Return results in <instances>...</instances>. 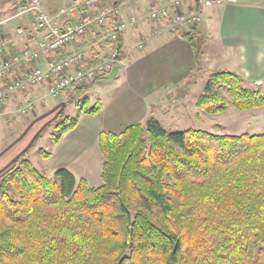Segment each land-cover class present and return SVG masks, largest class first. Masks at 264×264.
Returning <instances> with one entry per match:
<instances>
[{
    "label": "trees",
    "instance_id": "1",
    "mask_svg": "<svg viewBox=\"0 0 264 264\" xmlns=\"http://www.w3.org/2000/svg\"><path fill=\"white\" fill-rule=\"evenodd\" d=\"M196 26L182 35L198 58ZM106 27L85 39L94 46ZM248 83L215 71L197 104L210 115L264 108V85ZM100 109L97 101L83 113ZM78 122L63 117L53 140ZM100 148L98 186L67 167L48 174L26 154L0 173V264H264V133L168 131L151 116L102 133Z\"/></svg>",
    "mask_w": 264,
    "mask_h": 264
},
{
    "label": "crops",
    "instance_id": "2",
    "mask_svg": "<svg viewBox=\"0 0 264 264\" xmlns=\"http://www.w3.org/2000/svg\"><path fill=\"white\" fill-rule=\"evenodd\" d=\"M59 1L45 0L42 6L49 13H58L61 4ZM127 1L129 2L127 16L124 13L126 7L123 5V17L126 19L133 15L147 14L154 0ZM157 1L166 4L171 0ZM192 1L195 4L194 0ZM197 8L202 15L201 22L196 26L199 39L206 43L208 36L213 37L212 41L215 40L218 44L216 52H221V55L228 53L226 60L233 64L231 72L244 76L252 84H264V0L220 3L209 7H203L199 3ZM10 18H13L10 23H0L3 24L0 29L1 35L6 33L10 39L8 49L16 51L25 46H36L43 37L41 31L27 35H9L13 25H18L14 28L15 32L22 25H32L34 16L32 23H21L26 20V16L9 17L4 22ZM62 21H57L56 24L62 26L64 24ZM155 24L145 18L135 25H129L123 35L125 58L118 63L117 70L112 75L119 72L122 64L124 68H121L120 72L124 76V85L117 89L110 102H100L101 109L96 114L86 115L82 110L77 116L78 124L64 133L58 142L53 140L50 154L45 155L47 162L40 169L53 174L57 168L67 167L78 179L84 177L90 181L91 173L97 172L98 175L103 168L104 157L100 148L102 133L120 132L130 124L137 122L143 124L151 116L158 119V112L163 113L161 105L163 94L171 92V86L181 82L189 75V71L194 69L197 53L195 46L182 35V32L163 30L153 34ZM71 48H84L88 55L92 57L97 55L93 42L86 40L85 37L79 38ZM136 53L142 55L136 58ZM40 87L47 91L46 87ZM40 87H33L31 91H25L0 104V115L3 119L11 117L13 108L9 101H15L25 93L36 101L45 96L36 92ZM61 96L66 98L64 99L66 103L74 96V91H64L59 97ZM41 132L42 130H39L33 136L35 141L40 138ZM35 141L30 145L33 146ZM26 152L29 158V150H25L14 154L11 160H17Z\"/></svg>",
    "mask_w": 264,
    "mask_h": 264
},
{
    "label": "built area",
    "instance_id": "3",
    "mask_svg": "<svg viewBox=\"0 0 264 264\" xmlns=\"http://www.w3.org/2000/svg\"><path fill=\"white\" fill-rule=\"evenodd\" d=\"M246 1L199 0V3L212 6ZM123 5V2L109 0H71L69 5L52 14L43 8L42 0H18L12 17L32 13L34 22L30 26L18 27L17 34L41 31L43 37L36 46H25L16 51L8 49V36L0 39V104L40 86L46 87L49 96L58 98L64 91L84 86L97 76L109 72L114 64L120 62L121 35L129 25H135L145 18L156 23L153 34L163 30L183 33L202 20L196 6H186L181 0H171L166 4L153 2L145 16L133 15L127 19L123 17ZM109 16L117 19L109 23ZM58 17L63 20L62 26L56 24ZM99 24H107V27L94 45L96 57L88 55L84 48L70 49L79 38L85 36L88 29ZM34 107V102L28 99L19 103L18 110L28 113Z\"/></svg>",
    "mask_w": 264,
    "mask_h": 264
},
{
    "label": "rangeland",
    "instance_id": "4",
    "mask_svg": "<svg viewBox=\"0 0 264 264\" xmlns=\"http://www.w3.org/2000/svg\"><path fill=\"white\" fill-rule=\"evenodd\" d=\"M44 1L45 0H42V5ZM113 1L114 0H109V2ZM122 1L126 7L124 12L125 16H127L129 15V2L127 0ZM181 1H183L186 6H195L192 0ZM17 2L18 0H0V23H10V20L13 18L5 22L4 20L14 16ZM59 2L61 3L59 5L61 8V6L69 5L71 0H60ZM153 2L160 3L154 0L151 4ZM56 13L57 12H54V14ZM145 15H141L140 17ZM22 16H26V20L21 23L33 22L34 15L32 13ZM56 21L61 22L62 19L58 17ZM2 25L3 24H0V29ZM17 26L13 25V30L9 35H17V32L14 31V28ZM7 35L6 33L3 35L0 33V39ZM212 38L213 37L208 36V38H206V43L201 39L198 43L195 41V45H197L199 51L195 67L193 70L189 71V75H187L185 79L171 86V92L169 91L163 94L161 105L164 110L163 113L158 112L157 117L159 121L168 131L195 128L218 133H264V108L238 110L231 107L222 113L210 115L204 112L197 104L199 96L205 92L206 83L211 74L219 70L231 71L233 66V64L231 65V63L226 60L228 58V53L225 52L221 55V52H216L218 44H216L215 40L213 42ZM206 47H208V52L205 49ZM141 53L143 54V52ZM141 53H136V58L142 55ZM121 68H124L122 64L116 75L109 77L106 76V74L101 76L96 81H93L88 89L77 95L74 94L66 103L64 102V99L66 100L64 96L52 98L43 87L37 88V91L33 90L39 94H45V96H42L38 101L32 97H28V93H25L22 97L19 96L15 101H9L13 108L12 114H10L11 117L4 120L3 116L0 115V173L4 171L3 169L6 166H11L16 163V160H11L14 154L25 152V150H29V158L36 167L41 168L45 166L47 161L43 151L49 152L51 150L53 136L54 134H58V122L63 117H77L84 108L96 105L97 101L110 102L114 93L117 92V89L119 90L124 85V76H122L123 74L120 72V70H122ZM249 85L262 86L264 84L250 83ZM28 98L34 102V110L28 113H20L18 110L19 103L28 100ZM145 123L146 122L143 124ZM39 130H42L40 138L35 141L36 139H33V136H35ZM32 141H35L33 146L30 145ZM25 154H27V152ZM101 173L102 170L98 175L97 172H92L89 183L93 186L100 185L102 183Z\"/></svg>",
    "mask_w": 264,
    "mask_h": 264
},
{
    "label": "water",
    "instance_id": "5",
    "mask_svg": "<svg viewBox=\"0 0 264 264\" xmlns=\"http://www.w3.org/2000/svg\"><path fill=\"white\" fill-rule=\"evenodd\" d=\"M118 64H114L107 76H112L117 70Z\"/></svg>",
    "mask_w": 264,
    "mask_h": 264
}]
</instances>
